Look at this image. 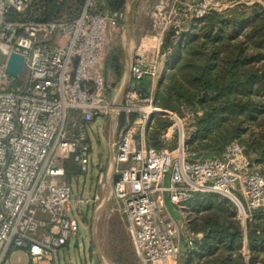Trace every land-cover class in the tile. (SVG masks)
I'll use <instances>...</instances> for the list:
<instances>
[{
    "label": "built area",
    "instance_id": "built-area-1",
    "mask_svg": "<svg viewBox=\"0 0 264 264\" xmlns=\"http://www.w3.org/2000/svg\"><path fill=\"white\" fill-rule=\"evenodd\" d=\"M67 1L0 0V47L8 49V58L24 56L18 77L7 72L8 59L0 63V264H20L19 253L26 264H59V251L81 236L63 161L73 158L88 174L95 164L87 127L98 119L116 122L122 114L140 116L120 133L114 130L112 197L140 264H180L183 252L195 250L200 235L180 214L194 194L230 198L244 228L264 215V173L242 146L233 142L221 157L194 158L188 141L195 127L155 101L163 59L193 22L226 0H161L154 13L156 44L139 48L122 101L119 92L108 93L105 64L114 37L124 29L126 10L104 9L106 0H85L77 18L57 17L53 8ZM170 29L175 35L162 53ZM146 80L150 89L140 86ZM158 114L175 121L164 137L171 142L178 130L175 148L147 146ZM97 171L103 187L106 173ZM99 199L97 193L87 203Z\"/></svg>",
    "mask_w": 264,
    "mask_h": 264
},
{
    "label": "trees",
    "instance_id": "trees-1",
    "mask_svg": "<svg viewBox=\"0 0 264 264\" xmlns=\"http://www.w3.org/2000/svg\"><path fill=\"white\" fill-rule=\"evenodd\" d=\"M84 3L85 0H68L66 6L53 9L57 17L70 14L77 18ZM126 6L127 0H106L104 9L122 11ZM195 24L186 35L187 41L177 67L167 73L164 83L155 93L156 106L176 110V101L197 105L202 112L198 124L199 138L229 118L238 116L253 119L259 114V124L264 128V10L250 19H246L239 9L227 15L210 12ZM120 56L111 45L106 71H112L118 83L122 82L125 74ZM165 118L164 115H156L152 128L156 127L158 131L164 128ZM226 136L225 143L214 146L213 151H222L226 144L238 139L239 130ZM256 143L249 150L242 144L244 152L251 161V154L264 161L263 129ZM63 167L67 181L82 175L73 158L63 161ZM216 200L221 199L217 195L197 193L187 202L198 211L197 216H202L203 211L209 210ZM222 201L232 208L230 201ZM201 218L199 223L190 218L189 230L201 238L196 239L195 251L185 264H257V258L259 260L264 251V224H257L258 221L264 223L263 214L248 222L246 228L241 222L232 221L230 213L228 217L223 216V221H218V212ZM244 235L247 240H244ZM245 242L249 243L247 247L251 255L248 263L243 251ZM258 262L264 264L263 261Z\"/></svg>",
    "mask_w": 264,
    "mask_h": 264
},
{
    "label": "rangeland",
    "instance_id": "rangeland-1",
    "mask_svg": "<svg viewBox=\"0 0 264 264\" xmlns=\"http://www.w3.org/2000/svg\"><path fill=\"white\" fill-rule=\"evenodd\" d=\"M160 2L161 0H127L126 17L122 23L124 29L118 36L114 37L112 44L113 50H117V52H119V56L121 55L120 58L123 65H125V72L127 59L125 54L126 49L134 50V59L142 45L152 47L156 44L155 36L157 32L154 28V13ZM235 9H239L246 19H250L256 13H260L264 10V0H226L223 5L218 8V10H213L211 13L216 12L227 15ZM66 18L73 17L70 14H66ZM193 24H195V22H193L192 25ZM196 24L198 25V22ZM184 28L188 29L189 26L185 24ZM190 30L191 29L183 32L180 44L176 46L173 54L163 59L160 70L161 76L157 90H159L164 83L167 73L172 72L177 67V62L180 60L181 53L187 41L186 35L190 32ZM174 35V29H170V31L165 34V37L162 40L163 44L161 46L162 53L170 46ZM209 45L212 46L211 44ZM208 49H210V47H208ZM130 57L131 55L129 53V59ZM106 73L105 64V74ZM106 75L109 80V95L113 96L119 92V98L120 101H122V94L125 93L127 86L122 84L123 81L121 83L116 82L112 71H108V74ZM175 106L176 110H166L161 107L159 108L168 112L176 113L183 120L186 127H195V129L190 133V140L188 141L191 153L194 154V158L221 157L227 146L233 142H237L241 146L243 144L246 150H249L250 146L257 144V138L262 129L264 131V128L261 127L262 124H259L261 123L258 120L260 116L259 114H257L253 119H247L245 116H232L233 118H229V120L225 123L222 122L219 126H216L214 130L205 133L203 137L199 138L198 124L202 116L201 110L197 109V105L186 104L179 101L175 102ZM139 116V113L120 115L119 119L116 120V122L118 121V127L115 125L116 122H113L111 119L108 120L106 124L103 119H98L96 122L87 127V134L92 146V162L95 166L91 165V170L88 174L82 175L78 180H73L71 183L73 189L71 215L80 220L81 236L78 238L79 243L77 247H75L77 239L74 238L72 239L69 247H65L59 251V264H140L136 261L135 251L132 247L133 245L127 240L128 237L126 231H120V228L116 225V223L112 226L107 225V222H105V220H107V216H99V213H97V209L101 206V202L87 203V200L93 199L94 191H92L93 189L91 190V185L92 181L94 179L96 181L98 178V168L100 166H106L111 160L110 134H114V130L116 129L120 133L122 129L127 126V124H132L139 118ZM165 121V127L161 130L158 131L156 127L149 130L146 140L148 147L161 151L164 149H172L177 146L178 130L173 134L171 142H167L164 138L169 128L175 125V121L171 120L169 116H166ZM237 129L239 130L238 139L226 144L222 151L212 150L214 146L224 144L225 139H227L226 135L233 133ZM251 155L252 156L250 157L252 159V163L264 173V161H262L259 156H255L253 154ZM217 197L221 200L213 202L209 210L203 211L204 213L201 214L202 216H197L198 211L192 208L189 202H186L183 207L180 208L181 218L187 222L188 228L190 218L195 219L196 222L199 223L202 219L201 217H206L210 214L212 215L214 212H218V221H223V216L225 215L228 217V213H230L232 221L238 223L240 222L235 203L228 197L221 195H217ZM79 199H83V202L80 204L77 203ZM222 200L230 201L232 203V208L228 207ZM113 207H115L113 202L109 203L108 209H113ZM176 217L177 220H179V217ZM257 224L261 225L264 223L258 221ZM199 238H201V235ZM244 240H247L245 235ZM248 245L249 243H247V246ZM108 253H110V255ZM19 257L22 259L20 264H26L25 255H23V253H19V255L15 257V260ZM249 257H251V255L249 254V249L247 247V263L249 262ZM259 257V260L257 258V264H260L258 261H263L264 263V251L262 256ZM54 264H57V262Z\"/></svg>",
    "mask_w": 264,
    "mask_h": 264
},
{
    "label": "crops",
    "instance_id": "crops-1",
    "mask_svg": "<svg viewBox=\"0 0 264 264\" xmlns=\"http://www.w3.org/2000/svg\"><path fill=\"white\" fill-rule=\"evenodd\" d=\"M127 51L131 55L130 59H129V53ZM125 54H126V57H127V59H126V72H125V75H124L123 80H122L123 81L122 84H124V86H126V82H127L128 78H129V75H130V66H131V63L133 61L134 50L133 49H130V50L126 49ZM106 74H108V71H107ZM140 86H141V88H144V89H150L151 88L150 82L147 81V80L144 81L143 83H141ZM123 94H122V96H123ZM104 123L106 124V122H104ZM116 141H117V135L111 133L110 134L111 160L108 162V164L106 166H100L98 168L102 172L106 173V179H105L104 186L103 187H99L98 178H97L96 181H95V179L92 181L91 190L93 189L92 191H94L93 192L94 193L93 194V198H94V196L97 193L100 195V199L95 202V203L101 202V204H100L101 206L97 209V213H99V216L100 215H102V216L106 215L107 216V220H105V222H107L106 223L107 225L112 226L113 224L116 223V225L119 226L120 231H126V234H127V237H128L127 240L130 241V244L133 245L132 247H133V249L135 251L136 261L139 262V259H138V256H137V251H136L133 239H132V237L129 234L128 229H127V221H126L125 216L116 207H113V209H108L109 203L113 202V204L115 205L113 197H112L113 182H114V179H115L114 167H113V164H112L113 163L112 162V157H113V153L115 152L114 144H115ZM82 175L74 176V177L68 179V181L67 180L66 181L71 184L73 182V180H78ZM194 251H192V252H183L180 264H185V262L188 259L189 255H191ZM243 251H244V254L246 255L247 242H245V244H244ZM108 254L110 255V253H108ZM106 264H108V263H106Z\"/></svg>",
    "mask_w": 264,
    "mask_h": 264
},
{
    "label": "water",
    "instance_id": "water-1",
    "mask_svg": "<svg viewBox=\"0 0 264 264\" xmlns=\"http://www.w3.org/2000/svg\"><path fill=\"white\" fill-rule=\"evenodd\" d=\"M8 59V62H7ZM7 62V72L12 76H20L23 65H24V56L16 53H12L8 58V49L5 47H0V63ZM78 240L75 243V247L78 246Z\"/></svg>",
    "mask_w": 264,
    "mask_h": 264
}]
</instances>
